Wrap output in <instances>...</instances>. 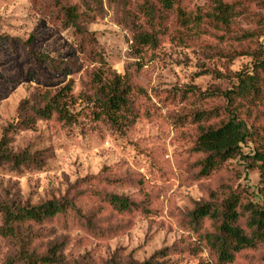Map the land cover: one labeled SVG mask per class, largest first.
Segmentation results:
<instances>
[{"label":"rangeland","instance_id":"rangeland-1","mask_svg":"<svg viewBox=\"0 0 264 264\" xmlns=\"http://www.w3.org/2000/svg\"><path fill=\"white\" fill-rule=\"evenodd\" d=\"M66 1L80 5L79 0ZM101 1L102 12H93L95 20L84 27L94 34L96 50L102 54L107 70L129 78L144 92L135 98L138 117L127 128L116 129L89 115L90 108L83 98L85 73L99 67L78 52L72 29H63L55 15L46 10L45 1L0 0V35L13 40L11 45L0 48V135L13 120L18 103L31 97L37 84L54 90L72 82L69 102L70 110L76 114V123L71 126L38 122L32 130L14 136L10 145L14 152H41L45 165L39 171L0 168V201L36 206L58 200L86 177L108 171L127 184L107 191L138 202L148 195L154 214L121 216L104 210L94 220L98 228L110 231L103 238L90 234L72 216L57 218L36 228L40 250L51 243H62L66 260L88 255L104 263L113 256L142 262L173 247L178 253L170 257L169 264H215L197 237L185 228L184 220L194 205L220 184L245 187L259 203V173L247 168L245 160L237 159L208 179L192 180L188 166L195 157L189 150L196 130L175 119L190 110L220 104L217 99L205 103L183 98L180 90L193 87L205 92L213 86L227 87L228 74L216 77L224 74L225 63L208 51L177 47L167 40L154 51L143 50L135 55L129 34L117 23V9ZM205 1L193 3L203 6ZM34 53L71 64L69 73L53 77L44 72L37 77ZM250 68L251 60L241 57L228 70L235 73ZM43 70L39 68L40 73ZM250 151L248 145L242 149L244 155ZM77 207L87 217L97 204L81 200ZM9 254L7 244L0 239V264ZM263 255L262 249L244 251L232 264H263Z\"/></svg>","mask_w":264,"mask_h":264},{"label":"trees","instance_id":"trees-1","mask_svg":"<svg viewBox=\"0 0 264 264\" xmlns=\"http://www.w3.org/2000/svg\"><path fill=\"white\" fill-rule=\"evenodd\" d=\"M44 1L46 10L55 15L63 29H72L78 52L99 67L85 73L83 98L90 108L89 115L116 129L131 126L138 117L135 98L144 92L133 86L129 78L107 70L102 54L96 50L94 34L84 27L95 20L93 12H102V1L79 0L80 5L66 0ZM105 2L117 9V23L129 34L135 55L143 50L154 51L167 40L177 47L208 51L224 61L225 72L216 77L228 74L227 87L213 86L205 92L193 87L180 90L183 98L205 103L217 99L220 104L190 110L175 120L179 124H191L196 130L189 150L195 157L188 166L192 180L208 179L229 161L245 160L247 168L259 173L261 186L256 195L259 203L245 187L220 184L194 205L184 226L197 237L215 264H232L244 251H264V0H206L203 6L195 5L193 0ZM12 42L11 38L0 35V48ZM32 57L39 78L44 72L53 77L66 75L71 68V64L48 56L34 53ZM241 57L251 60V68L231 73L229 66ZM39 68L44 69L42 73ZM37 85L31 97L18 103L13 120L1 132L0 168L11 172L41 170L46 160L43 153L14 152L10 147L14 136L32 130L38 122L54 121L67 127L76 123L69 102L72 82L54 90ZM246 145L251 147L248 155L242 152ZM125 184L126 180L104 171L81 180L58 200L36 206L0 201V239L10 250L3 264H169L170 257L178 253L173 247L160 250L142 262L113 256L97 263L88 255L66 260L62 243H51L42 250L36 244V228L57 218L72 216L90 234L103 238L110 231L98 228L94 220L104 210L121 216L154 214L152 198L148 195L138 202L107 191ZM81 200L97 204L87 217L77 207Z\"/></svg>","mask_w":264,"mask_h":264}]
</instances>
